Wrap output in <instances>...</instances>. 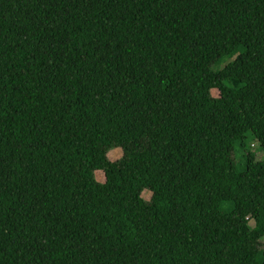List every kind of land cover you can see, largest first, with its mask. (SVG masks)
<instances>
[{"label": "trees", "instance_id": "trees-1", "mask_svg": "<svg viewBox=\"0 0 264 264\" xmlns=\"http://www.w3.org/2000/svg\"><path fill=\"white\" fill-rule=\"evenodd\" d=\"M254 143L264 0H0V264H264Z\"/></svg>", "mask_w": 264, "mask_h": 264}, {"label": "rangeland", "instance_id": "rangeland-1", "mask_svg": "<svg viewBox=\"0 0 264 264\" xmlns=\"http://www.w3.org/2000/svg\"><path fill=\"white\" fill-rule=\"evenodd\" d=\"M229 62H230V61L225 62L224 65H222V66L224 67V66H225L226 64H228ZM214 95H215V96H219V93H218V92H214ZM252 148H254V151H256V154H257V155H256V158H257L258 160H261V159L264 158V153L261 152V151L259 150V147H258V144H257V143H254V144L252 145ZM122 156H123V153H122V151L119 150V149H114V150H111V151H109V152L107 153V158H108V160H109V161H112V162L121 159ZM238 160L241 161L242 159H239V157H238ZM242 168H243V166H242ZM241 171H242V169H241ZM102 178H103V177H102V173L99 172V173L96 174V179H97L99 182H102ZM144 198L147 199L148 201H150L151 198H152V193L149 192V191H146V192L144 193ZM231 208H232V205H231V204H228V203L224 204V206H223V210H224V211H229V210H231ZM251 225L253 226L254 223L251 222Z\"/></svg>", "mask_w": 264, "mask_h": 264}]
</instances>
